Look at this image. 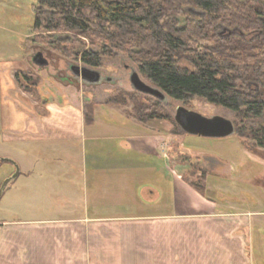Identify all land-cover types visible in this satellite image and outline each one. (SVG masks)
I'll use <instances>...</instances> for the list:
<instances>
[{
    "label": "crops",
    "instance_id": "obj_1",
    "mask_svg": "<svg viewBox=\"0 0 264 264\" xmlns=\"http://www.w3.org/2000/svg\"><path fill=\"white\" fill-rule=\"evenodd\" d=\"M100 105L91 123L83 106L47 104L37 131H1L22 151L26 169L15 179L26 183H8L0 264H264V202L227 206L208 196V180L200 194L169 164L162 129L107 104L119 120L100 121ZM73 140L75 156L60 144Z\"/></svg>",
    "mask_w": 264,
    "mask_h": 264
},
{
    "label": "rangeland",
    "instance_id": "obj_2",
    "mask_svg": "<svg viewBox=\"0 0 264 264\" xmlns=\"http://www.w3.org/2000/svg\"><path fill=\"white\" fill-rule=\"evenodd\" d=\"M239 4V8L228 5L227 10L220 13H205L197 7H185L176 17L175 22V28L178 31H184L181 38L185 45L179 55L180 66L191 68L190 61L196 54L207 53L210 57L222 55L224 58H227L228 54L230 58L237 57L230 51H236L233 45L242 46L238 35L226 44L228 49L225 53L221 55L217 53L218 45L221 42H223L221 45H224L225 39L219 35L221 31L223 32V28L235 29L246 35V38L253 35L251 31L253 27L260 30L262 28L253 21L256 19L253 10L258 7V2L240 0ZM36 7H39L38 0H0V157L15 161L21 173L26 169L22 151L13 146L12 141L7 139L3 141L2 133H9L11 129L23 131L27 123L31 131H37L35 121L39 115L45 114L47 104L86 107L89 103H94L105 106L106 100L118 96L117 101L121 105L113 106L121 109L128 118L136 122L139 121L133 115L137 105L153 104L157 107L164 119L151 121L164 132V153L170 157L169 164L177 163L183 174L194 183L202 184L204 178L208 180L210 185L208 196L211 199L228 204L227 206L249 207L258 202H264V146L260 144V140H264V113L261 116L246 115L243 111L234 112L209 104L198 97L180 101L166 96L158 100L137 92L132 89L128 80L130 68L139 74L143 82L154 85L140 73L135 53L131 55L128 53L132 44L125 50H115L105 45L102 38L96 35L91 39L70 33H54L53 35L34 33L32 28ZM189 8L194 10L190 11ZM202 23H205V30L202 29V25L198 30L195 29L196 25ZM105 46L112 55L101 54L99 66L93 67L80 60L79 57L84 51L103 53ZM36 53L42 55L46 65L38 66L32 62V57ZM235 53L237 54V51ZM242 56L240 61L233 60L230 63L251 67L256 60L264 59V45H254ZM71 66H84L98 71L101 80L97 83L83 81L74 75L70 69ZM262 71L264 73V69ZM16 73L19 74L18 80L15 78ZM259 86L264 88V75L259 80ZM238 89L245 95H255L256 88L252 84L248 87L240 85ZM262 96H264L263 93ZM179 105L206 117L221 116L229 119L243 138H239L236 131L224 138L183 134L173 123V115ZM104 106L100 105L98 109L97 117L100 121L119 120L117 115L108 113ZM176 131L181 133H173ZM175 139L178 141H172ZM67 142L60 143L61 149L64 145L71 147L65 153L69 151V154L73 156L80 154V140ZM182 142L185 143V147L181 145ZM57 154L60 153L57 152L54 155ZM52 164L53 167L61 165L58 161ZM10 172L11 174L15 172L14 165L7 161L2 162L0 186L9 177L5 175ZM201 177H203L202 181ZM64 178L56 177V180H62L63 185L64 181L68 180ZM14 182L15 185L26 183L23 175ZM71 183L74 184L75 190L76 184L79 185V177L76 174L71 179ZM62 185L59 182L56 183V186ZM12 186L9 185L3 191L4 194L2 193L0 197V208L4 204L13 203L10 199ZM49 189L55 188L52 186ZM39 195L43 196L44 192ZM58 204L61 203L57 202L56 205ZM57 208L53 211H60Z\"/></svg>",
    "mask_w": 264,
    "mask_h": 264
},
{
    "label": "trees",
    "instance_id": "obj_3",
    "mask_svg": "<svg viewBox=\"0 0 264 264\" xmlns=\"http://www.w3.org/2000/svg\"><path fill=\"white\" fill-rule=\"evenodd\" d=\"M240 0H38L39 7L34 9V33H70L84 38L101 37L105 45L115 50H125L132 44L128 53H135L139 71L155 87L174 100L184 101L191 97L204 99L207 103L246 115L261 116L264 113V88L259 80L263 77L264 59L256 60L252 66L231 64L230 61L242 59V54L254 45H264V0H255L258 7L253 10L256 19L253 21L260 28L253 27L250 38L240 35L242 46L233 45L230 51L237 57L224 58L228 47L226 44L233 37L226 38L224 45H218L217 53L221 57L209 56L207 53L196 54L190 63L191 68L179 65V55L184 49L181 37L184 31L175 28L176 17L185 7H197L205 13H220L227 6L239 8ZM46 7L47 9H43ZM259 16V17H257ZM96 23V24H95ZM205 28V23L195 29ZM205 30V29H204ZM197 35V32L195 33ZM237 36V35H236ZM229 39V40H228ZM134 47V48H133ZM132 49H135L132 51ZM137 50V51H136ZM103 53L84 51L80 60L90 66H99L101 54L111 56L105 46ZM242 53V54H241ZM229 58V59H228ZM18 80L19 74H15ZM240 83V84H239ZM253 85L254 96L245 95L239 86ZM27 91L26 89H23ZM29 92V91H27ZM118 96L104 102L107 105H118ZM122 103V102H121ZM124 104V103H122ZM89 103L84 107L86 123L94 119V106ZM134 118L139 122L153 119H164L153 104H140L135 107ZM177 130L183 132L175 123ZM234 125V133H235ZM181 132H173L180 134ZM237 133V131H236ZM239 138L243 135L238 132ZM260 140V139H259ZM264 146V140H260ZM2 161H0V164ZM184 179L200 194H204L206 179L202 184L194 183L184 175ZM201 180V181H202Z\"/></svg>",
    "mask_w": 264,
    "mask_h": 264
},
{
    "label": "water",
    "instance_id": "obj_4",
    "mask_svg": "<svg viewBox=\"0 0 264 264\" xmlns=\"http://www.w3.org/2000/svg\"><path fill=\"white\" fill-rule=\"evenodd\" d=\"M193 11L194 9L189 8ZM32 62L38 66L46 65V60L40 53H36L32 57ZM70 69L76 77L88 83H97L101 80V75L98 71L91 70L87 67L71 66ZM129 83L133 90L152 96L158 100L166 97V95L157 87L151 86L143 82L139 74L132 68L128 75ZM175 123L186 134L195 135L205 138H224L234 134V124L229 120L221 116L206 117L198 112L189 110L186 107L179 105L176 107L173 115ZM0 161L10 162L15 167V172L6 178L0 186V197L5 190L9 182L14 180L19 175V168L15 161L7 157H0Z\"/></svg>",
    "mask_w": 264,
    "mask_h": 264
},
{
    "label": "flooded vegetation",
    "instance_id": "obj_5",
    "mask_svg": "<svg viewBox=\"0 0 264 264\" xmlns=\"http://www.w3.org/2000/svg\"><path fill=\"white\" fill-rule=\"evenodd\" d=\"M221 37H223L224 39L232 37V36H236V35H240L242 37H245L246 35L241 34V32L237 31V30H229L228 28H223V32L221 31L219 34Z\"/></svg>",
    "mask_w": 264,
    "mask_h": 264
}]
</instances>
